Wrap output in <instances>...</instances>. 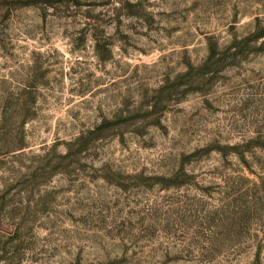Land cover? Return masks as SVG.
Returning <instances> with one entry per match:
<instances>
[{"label": "rangeland", "instance_id": "1", "mask_svg": "<svg viewBox=\"0 0 264 264\" xmlns=\"http://www.w3.org/2000/svg\"><path fill=\"white\" fill-rule=\"evenodd\" d=\"M0 264H264V0H0Z\"/></svg>", "mask_w": 264, "mask_h": 264}]
</instances>
